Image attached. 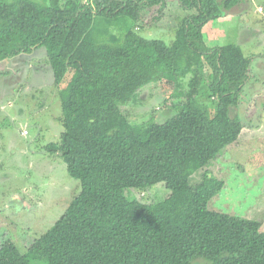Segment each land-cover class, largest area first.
Here are the masks:
<instances>
[{"label": "trees", "instance_id": "16d2710c", "mask_svg": "<svg viewBox=\"0 0 264 264\" xmlns=\"http://www.w3.org/2000/svg\"><path fill=\"white\" fill-rule=\"evenodd\" d=\"M173 1L184 14L166 44L128 26L121 37L92 28L97 17L141 22L166 0H0V61L43 46L55 85L72 71L58 95L63 129L45 150L81 186L25 251L3 240L0 264H264L261 222L207 206L224 180L205 167L250 126L232 109L251 74L240 46L215 44L207 24L241 0ZM149 83L167 90L162 121L124 110ZM206 89L212 112L199 100ZM158 182L161 201L125 195Z\"/></svg>", "mask_w": 264, "mask_h": 264}, {"label": "rangeland", "instance_id": "374dc122", "mask_svg": "<svg viewBox=\"0 0 264 264\" xmlns=\"http://www.w3.org/2000/svg\"><path fill=\"white\" fill-rule=\"evenodd\" d=\"M231 11L232 15L210 20L207 30L215 44L234 42L251 59L250 79L232 109L250 126L245 125L237 142L205 167L224 180L207 206L258 220L264 229V0H241ZM183 14L175 1L166 0L160 10H145L141 22L119 17L108 25L97 17L92 28L97 34L103 26L121 37L128 26L145 38L170 44ZM71 75L68 70L54 84L43 46L0 61V243L10 239L21 251L54 224L81 189L60 156L45 150L48 143L59 140L63 129L58 95ZM166 95V89L149 83L136 101L123 108L134 119L152 111L162 121L173 112L163 106ZM199 100L213 111L215 103L207 89ZM167 194L164 183L158 182L145 189L126 190L125 195L152 204ZM205 262L196 258L192 264Z\"/></svg>", "mask_w": 264, "mask_h": 264}]
</instances>
